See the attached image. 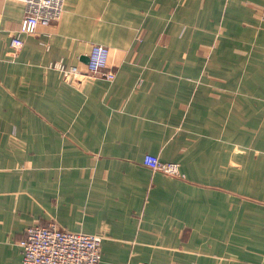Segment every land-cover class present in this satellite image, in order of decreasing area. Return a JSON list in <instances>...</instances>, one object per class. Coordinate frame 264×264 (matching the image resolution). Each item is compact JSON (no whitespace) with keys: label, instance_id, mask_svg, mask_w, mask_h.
<instances>
[{"label":"crops","instance_id":"obj_1","mask_svg":"<svg viewBox=\"0 0 264 264\" xmlns=\"http://www.w3.org/2000/svg\"><path fill=\"white\" fill-rule=\"evenodd\" d=\"M24 8L0 0V264L52 217L102 264H264V0H67L11 55ZM97 43L114 80L48 66Z\"/></svg>","mask_w":264,"mask_h":264},{"label":"built area","instance_id":"obj_2","mask_svg":"<svg viewBox=\"0 0 264 264\" xmlns=\"http://www.w3.org/2000/svg\"><path fill=\"white\" fill-rule=\"evenodd\" d=\"M24 15L10 40L11 55L17 54L24 41L22 34H33L39 26H47L63 18L67 0H21ZM111 49L101 43L93 44L84 66L67 63L64 59L50 62L48 66L59 70L63 80L80 84L87 78L103 77L114 80L117 70L110 64ZM143 162L154 171L176 178H184L177 162L162 161L158 155L146 154ZM21 241L23 264H102L104 234L83 232L63 227L52 217L47 224L36 223L24 228Z\"/></svg>","mask_w":264,"mask_h":264}]
</instances>
